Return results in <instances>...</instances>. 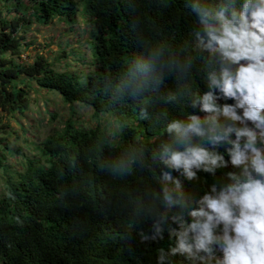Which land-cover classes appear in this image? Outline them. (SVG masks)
I'll use <instances>...</instances> for the list:
<instances>
[{
    "label": "trees",
    "instance_id": "1",
    "mask_svg": "<svg viewBox=\"0 0 264 264\" xmlns=\"http://www.w3.org/2000/svg\"><path fill=\"white\" fill-rule=\"evenodd\" d=\"M0 2H9L0 15V264H225L224 236L236 239L234 224L218 220L208 199L228 197L234 220L251 214L237 201L245 185L264 184V109L212 84L221 68L235 77L256 61L208 48L203 21L218 26L216 13L230 17L244 0ZM54 18L89 25L91 70L83 76L57 71L41 55L19 61L20 30ZM38 89L59 95L71 112L81 103L95 118L110 116L113 135L68 119L42 140L10 147L8 120L20 123L15 116ZM208 92L213 112L203 108ZM192 117L200 132L189 129ZM199 149L216 163L172 160ZM208 215L219 252L205 260L195 243L208 239Z\"/></svg>",
    "mask_w": 264,
    "mask_h": 264
},
{
    "label": "clouds",
    "instance_id": "2",
    "mask_svg": "<svg viewBox=\"0 0 264 264\" xmlns=\"http://www.w3.org/2000/svg\"><path fill=\"white\" fill-rule=\"evenodd\" d=\"M215 19L218 26H212L207 21L208 36L207 47L220 51L225 58L234 62L241 59H252L256 64L241 65L235 77L226 68H221L219 79L216 75L212 77V84L218 85L225 96L234 97L239 92L245 101L254 105L257 109H264V0H244V3L236 8L232 7L230 17L225 14V10L216 13ZM245 91L247 95H244ZM203 108L205 111L213 112L215 108L210 103L212 93H205ZM224 113L230 114L229 108H224ZM252 119H257L256 111L244 113ZM193 123L188 127L192 131L200 132L199 120L192 117ZM219 139V137H217ZM184 160L186 165L210 162L216 163L217 158H212L204 149L193 150L189 158H184L182 154H174L172 160L179 164ZM241 156L234 157L233 163H240ZM259 171H264V167H258ZM191 175V173H190ZM247 191H243L239 196L237 205L242 203L245 208L251 210V214L241 213V218L234 220L232 213L228 209V197L220 200L208 199V207L217 215L218 220L227 224H234L236 239L233 241L225 234L224 239L228 243L226 250L225 264H264V184L257 181L254 184L244 186ZM193 215L203 216L205 213H193ZM207 223L201 226L206 241L196 242L198 250L208 255H216L219 252L216 243V235L211 237L209 224L213 221V216H207ZM196 227V225H193Z\"/></svg>",
    "mask_w": 264,
    "mask_h": 264
},
{
    "label": "rangeland",
    "instance_id": "3",
    "mask_svg": "<svg viewBox=\"0 0 264 264\" xmlns=\"http://www.w3.org/2000/svg\"><path fill=\"white\" fill-rule=\"evenodd\" d=\"M2 4L9 7V2H0V15L4 17L7 10ZM27 24L19 32L23 38L19 61L31 62L36 55H41L48 59L57 71L65 70L83 76L91 70L88 66L90 58L86 45L89 25L77 21L68 26L56 18L45 25H40L35 20ZM29 92V109L22 116H15L20 123H15L14 119L8 120L11 127L7 130L13 133L6 138L10 147L15 143L23 144L25 138L42 140L54 128L62 127L68 119L72 120L77 128L88 129L99 125L100 130H106L107 134L113 135L115 125L110 116L95 118L92 110L81 103L74 104V111L71 112L69 106L62 102L56 93L44 89ZM21 125L23 129H20ZM5 161L7 164H14L13 157L6 156ZM2 179L0 170V187Z\"/></svg>",
    "mask_w": 264,
    "mask_h": 264
}]
</instances>
